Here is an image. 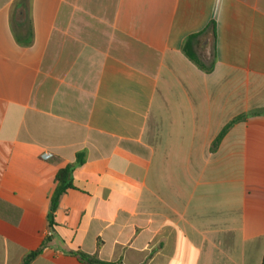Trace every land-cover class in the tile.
I'll return each instance as SVG.
<instances>
[{
  "label": "crops",
  "instance_id": "obj_1",
  "mask_svg": "<svg viewBox=\"0 0 264 264\" xmlns=\"http://www.w3.org/2000/svg\"><path fill=\"white\" fill-rule=\"evenodd\" d=\"M46 237L31 264L263 263L264 0H0V264Z\"/></svg>",
  "mask_w": 264,
  "mask_h": 264
},
{
  "label": "trees",
  "instance_id": "obj_2",
  "mask_svg": "<svg viewBox=\"0 0 264 264\" xmlns=\"http://www.w3.org/2000/svg\"><path fill=\"white\" fill-rule=\"evenodd\" d=\"M23 6L26 8V1H24ZM23 12H25V9H23ZM212 27L213 26L211 25L210 28H212ZM28 37L30 39H32V32H29ZM196 37H198V35L191 37L185 43V45L183 47V53L197 67H199L200 69H202L204 71L210 72L212 67H213V63H211L209 66H206L205 63L199 58V56L197 55V53L193 50V47L191 46V41L194 40ZM26 43H30V42H26ZM243 118H245V116L239 117L235 121L242 120ZM235 121H233V122H235ZM233 122H231L229 125H227V127H225V129L222 131V133L216 139L214 146L220 142V140L226 134L227 130L231 127ZM85 161H86V153L85 152H79L76 155L75 161L73 163L66 165L64 168H61L55 177V187H54L53 192L49 196L48 223H49V228L51 230L54 229L56 226L55 214L59 208L60 201H61L62 197L65 194H67V192L70 189L74 188V184H73L74 180L73 179H74L75 171L79 167H81L85 163ZM50 241H51V238L46 237L39 249H37L36 251H33V252H31L25 256L22 264H31L32 261L43 252L44 248L46 246H48ZM69 254L75 256L83 264H116V263H109V262L101 261L97 258V256L89 255V254H86L82 251H73V252H70ZM262 264H264V260H263Z\"/></svg>",
  "mask_w": 264,
  "mask_h": 264
},
{
  "label": "built area",
  "instance_id": "obj_3",
  "mask_svg": "<svg viewBox=\"0 0 264 264\" xmlns=\"http://www.w3.org/2000/svg\"><path fill=\"white\" fill-rule=\"evenodd\" d=\"M51 157H52L51 154H46V155L43 156L44 159H50Z\"/></svg>",
  "mask_w": 264,
  "mask_h": 264
}]
</instances>
